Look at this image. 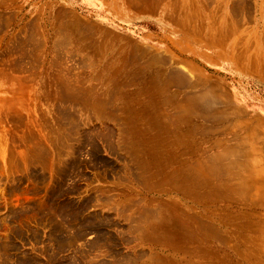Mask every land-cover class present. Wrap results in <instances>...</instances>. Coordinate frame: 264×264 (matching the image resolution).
<instances>
[{
  "label": "rangeland",
  "instance_id": "374dc122",
  "mask_svg": "<svg viewBox=\"0 0 264 264\" xmlns=\"http://www.w3.org/2000/svg\"><path fill=\"white\" fill-rule=\"evenodd\" d=\"M0 264H264V0H0Z\"/></svg>",
  "mask_w": 264,
  "mask_h": 264
}]
</instances>
